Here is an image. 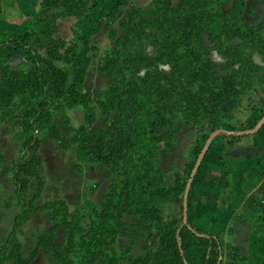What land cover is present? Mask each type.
I'll return each mask as SVG.
<instances>
[{"label": "trees", "instance_id": "trees-1", "mask_svg": "<svg viewBox=\"0 0 264 264\" xmlns=\"http://www.w3.org/2000/svg\"><path fill=\"white\" fill-rule=\"evenodd\" d=\"M4 1L0 0L2 4ZM236 2L243 3L244 0ZM125 3L126 0H118L119 5ZM180 3V8L173 5V0H154L146 9L131 6L127 19L120 23L122 33L120 34L115 26L111 27L112 43L105 47L100 70L116 77L119 82L110 86L104 93L101 92L103 96L99 101L106 118L99 130H92L89 122L79 126L72 125L67 107L72 104L87 110L91 95L83 86L81 69L83 67L78 69L74 63L85 51L86 45H89L86 50L98 49L91 38L100 33L102 19L115 16V10L101 6L98 0H33V6H39V10L26 19L23 28L0 35V48L10 45L22 51L26 65L24 68L14 67L9 64L6 57L0 55V122L14 121L13 123L23 127L17 136L20 157L12 168L18 187L15 199L21 205L22 211L16 217L14 230L6 244L0 247V264L7 261H12V264H31L36 259V252L31 258L22 257L16 233L38 209L35 201L39 198L44 185L42 178L44 157L41 152L43 137L40 134V124L45 121L46 116L54 113L56 117L60 115L63 117L62 125H55L53 120L47 124L45 130L52 139L59 141L61 148L75 150L76 170L82 171L91 164H96L102 168L109 167L110 172L117 173L126 168L129 153L132 151L136 153L134 148L137 145L140 150L137 154L144 153L140 155V159L153 160L162 145L171 141L173 132L171 133L170 127L174 119L180 117L176 114V109L183 101L186 102V108L193 111L188 119L190 121V118L200 117L201 112L220 113L225 102L237 97L244 65L240 64L239 67L232 69L229 76L223 78V87L219 89L215 87L214 61L206 53L211 46L208 45L205 34L206 32L210 34L211 31L204 24L205 20L214 19L221 24L222 32L217 36V40L223 43L222 46L226 49L224 54H231L232 63L237 62L233 58L238 56L251 67H257L253 60L255 51H263L264 54V23L244 29L241 24L244 7L239 5V9L235 6L223 10L221 0H180ZM3 11L2 6L0 21L4 20ZM61 17L75 19L74 39L70 42L64 38H55L59 30L57 20ZM85 21H89L90 26L89 30L83 33L82 24ZM137 36L140 38L147 36L150 41L152 40L153 49H144L141 59H134L137 58L138 52L132 54L133 59H129L131 54L125 53V50L120 52L118 45H125L130 38ZM37 37L46 40L44 50L35 46L33 41ZM235 38L241 42L234 43ZM191 42L200 44V50L195 52L197 60L193 59L192 56L195 54L192 50L190 53L193 55L186 61L187 47ZM183 59L188 69L183 70L180 67ZM194 65L195 68H192ZM125 68L131 70L129 79L125 76ZM143 71L145 73H142ZM187 74L189 79H185ZM177 78L180 90L175 91ZM197 81L201 84L200 89L195 87ZM39 94H42V100L35 101L33 98ZM194 95L196 101L192 105L190 101ZM22 96H29V99L19 104V110L21 108L19 113L13 114L12 106L16 99ZM55 106L58 109L53 112ZM263 115L264 106L256 124ZM185 120L187 122V116ZM60 127H63V130ZM218 128L220 126L214 125L205 132L202 146ZM262 129L264 126L259 131ZM244 137L227 134L218 136L206 157L216 144L223 143L228 147ZM144 148H147L146 153L143 152ZM95 150L97 154L94 153ZM205 160L206 158L203 163ZM2 162L3 157L0 155V164ZM195 162L196 159L193 166ZM220 163L223 165V171L216 181L222 185L228 182L229 173L223 160ZM193 166L184 178L177 176V181L171 187H164L158 191L156 199L169 201L175 197L183 198ZM108 172L109 170L105 173L107 177ZM195 184L196 181L189 194V210L193 208L194 201L199 199ZM111 185L114 183H110L109 186L112 192L110 193L114 194ZM31 190L32 197L27 199L26 193ZM111 194L106 196L107 198L110 196V202ZM154 199L136 201L128 209L123 207L122 211L117 209L113 211L112 216L117 217L123 212L136 215V226L141 225V228L149 231L158 225L152 234L154 241L148 247L147 255L139 257L133 264H222L220 235L203 233L190 217L188 224H184L183 220L178 221L164 216L159 203ZM108 203L105 202L103 206L98 204L99 216L107 214ZM46 205L54 208L59 220L55 231L62 229L66 233L65 236L68 235L69 246L59 245L53 237L55 232L41 236L40 240L43 243L41 246L45 245L48 253L66 263L71 250H74L72 229L82 219V215L69 213L62 200ZM249 216L254 219L258 216L259 223L264 225V207ZM92 236L89 240L95 239V246H98L90 253L89 263L98 260L105 254L103 249L112 244L110 241L112 235L109 231L98 236L97 240L95 234L94 238ZM213 249L217 252L216 257L211 256ZM231 255L235 258L234 253ZM241 257L248 264H256L258 260L252 250L248 255H240L239 258ZM108 259L110 264H124L119 262L116 252Z\"/></svg>", "mask_w": 264, "mask_h": 264}, {"label": "crops", "instance_id": "crops-1", "mask_svg": "<svg viewBox=\"0 0 264 264\" xmlns=\"http://www.w3.org/2000/svg\"><path fill=\"white\" fill-rule=\"evenodd\" d=\"M153 1L126 0L124 5H119L118 0H98V3L103 7L115 10V18L118 20L123 11L128 16L131 6L146 9ZM221 2L223 10H229L235 6L238 9L244 7L241 18L244 29L257 27L264 23V0H244L243 3L236 2V0H221ZM31 3L32 0H6L3 2L4 20L0 21V35L8 31H19L23 28L26 19L39 10V6L33 9ZM70 19V17H61L57 20L59 30L55 34L56 39L64 38L69 42L74 39L73 25L75 21L71 27L68 24ZM87 22L89 21H85L84 24ZM111 27L108 28L109 36ZM101 31L97 36L103 34ZM70 32L72 37H68ZM43 41H46L43 37H37L33 42L38 46L37 43ZM233 42L239 44L241 40L235 38ZM85 48L88 49L89 47L86 46ZM39 49L44 50L45 46ZM18 54L24 56L22 51L16 50L13 46L0 48V55L6 57L11 65L12 59ZM253 60L257 65L256 68L262 72L260 74L263 75V83L260 85V80H256L259 87L257 90L255 89L250 98L247 97L243 101L253 104L255 108L260 105L261 99H264V55L263 58L255 55ZM240 64L238 62L234 67H239ZM240 75L244 76V71ZM261 104L264 106V103ZM237 106V101L231 100L226 104V111L230 113ZM252 110H250L252 112L248 118H238V126L244 127V129L232 128L230 130H245L252 126L261 111ZM8 134L10 133H0V155L3 157V162L0 164V247L6 244L9 235L14 230L16 217L22 211L21 205L15 199L18 187L12 169L20 157L17 145H15L18 142V135L10 137ZM186 140H188L187 137L185 138L181 134L177 143L178 149L175 151L177 157L174 156L172 160L169 159V154L174 155L171 150L165 154L167 157L163 168L171 171L169 173L171 175L169 176L170 182L175 181L176 176L184 178L188 173L186 158L192 149ZM195 140L193 141L195 142ZM57 142L50 136L43 138L41 152L44 157L45 173L42 176L44 181L42 191L35 201V206L38 209L33 212L30 219L18 228L16 239L20 245L19 250L22 257L31 258L36 252V259L31 264H88V261L81 263L79 259L75 260V249L71 250L69 260L65 263L57 256L48 253L45 245L41 246L43 245L40 240L41 236L54 234V232L53 237L59 245L69 246L68 235L65 236L66 233L62 229L55 231L59 220L55 215L54 208L46 204L62 200L71 214L79 213L85 202H94L103 206L102 200L106 199L110 179L105 174L106 170L102 171V178L99 176L100 172L92 176L93 169L89 170V174L83 172L87 170L86 168L78 172L74 168L76 164L75 150L61 148ZM221 160L225 163L229 173L228 182L224 188H219V183L216 181L223 171ZM195 181L199 199L194 201L193 208L189 210V217L192 222L203 233L220 235L222 239V264L247 263L242 257L239 258L240 256L238 260L233 257L232 259L229 258L227 252L229 250L236 254L238 251L242 252L246 247V250L250 252L252 243L250 236L254 230V225L253 219H249V214L264 207V129L246 135L232 146L226 147L223 143L216 144L198 171ZM28 193H26L27 199L29 198ZM156 202L159 203L164 216L178 221L183 220V198L175 197L169 201ZM239 216L241 218H238ZM113 217L115 221H111V226L108 227L112 235L110 239L112 244L103 249L105 254H102L94 263L89 264H110L108 258L113 252L117 253L120 263L133 264L139 257L146 256L148 247L153 244L154 237L152 234L156 231L157 224L149 231L141 228V225L136 226L137 216L134 214L124 212L121 213L120 217ZM255 219L258 223L259 217L257 216ZM93 250L95 248L90 249V253ZM211 256H217L215 249L211 250ZM12 263V261H7L3 264Z\"/></svg>", "mask_w": 264, "mask_h": 264}, {"label": "rangeland", "instance_id": "rangeland-1", "mask_svg": "<svg viewBox=\"0 0 264 264\" xmlns=\"http://www.w3.org/2000/svg\"><path fill=\"white\" fill-rule=\"evenodd\" d=\"M6 1V0H5ZM4 1V2H5ZM33 2V0H32ZM180 0H173V5L175 7L180 8L181 3H179ZM33 9H36L35 6L31 3ZM0 7H2V2H0ZM119 12V11H118ZM118 14V13H117ZM128 16H126V12L123 11V14L118 18V20L115 18V16L109 17L108 19L103 20V29L100 36H93L91 40H93V43L95 45H99L96 50L89 49L82 52L81 56L76 60L74 65L80 69H82V76H83V86L85 88V91L89 92L91 95V100L87 106V110H85L82 106H74V105H69L67 108L68 110V115L71 120V124L75 126H79L82 123L89 122L90 127L92 130H99L103 127V124L105 122V112L100 106V99L101 94L107 91V89L112 86L113 84H116L119 82V79L116 77L110 75L109 73L102 72L100 70L101 66V56L105 51V47L109 44L112 43V40L110 36L108 35V30L110 29L109 26L114 25L118 30V32L121 34L122 33V28L120 26L121 20L124 21L127 19ZM75 19L71 18L68 22L69 26L73 25ZM90 23H83L82 24V31L83 33H86L89 30V26H87ZM207 25V28L211 31L206 32L205 34V39L208 43L209 46H211L210 49L206 51L207 55L214 61V73L216 74L215 79H213V83L216 88L223 87L224 81L223 78H226L229 76L230 72L232 69H234L235 65L239 62L244 65L243 71H244V76H242L240 85L238 86V95L235 99L238 103V106L233 108V110L229 113L226 111V104L230 101L225 102L222 107L220 113H205L201 112V116H195L194 118H190V121L188 120L189 117L193 114V111L190 109H187L185 106L184 101L182 104H180L177 109H176V114L180 115V117H176L174 119V122L172 123V126L170 127L171 131V141L167 142L166 144L162 145L160 148L159 152L156 153L154 156L155 158L152 160L150 158L148 159H140V155L142 154L140 152V155L137 154L138 148L137 145L134 150L136 153H129L130 158L127 161L126 168L122 169L121 171L117 173L110 172L109 167L107 168H102L100 165L96 164H91L89 167H87L85 171H83L86 174L90 173V169H93L92 171V176L95 175L96 173H99V176L102 178L101 173L103 170H106L108 172V179H110L109 183H114V185H111V189L113 190L114 194H111L110 187L109 191L107 190V195L111 194L112 197V202H110L109 197L104 200H102V205L105 204V202L108 203V209L106 215H100L103 217H100L98 214L99 206L97 203H84L83 207L80 210V214L82 215V219L76 224V226L72 229L73 230V237H72V243H74V258L75 260H78L82 263L88 261L91 256H90V249L92 248H97L98 245L95 246V239L94 240H89L91 236L94 234L96 235V240L98 239V236H102L105 231H109L108 227L111 226V221H115L113 215V211L116 209L119 211H122V208L128 209L131 207L136 201L140 200H149L151 198H155L154 201H160L159 199H156V193L160 190H162L164 187H171L176 181H177V176L176 180L173 182L169 181V176H171L169 173H171L170 170H164L163 165L164 162L166 161L165 154L169 153V150L171 152H174V155L169 154V159L172 160V158L177 155H175L177 152V143L179 142L180 135L182 134L183 137H187L188 140V145H191L192 149L186 158L188 161L187 168L188 171L191 169L193 166V162L200 155V152L202 151L204 145L202 146L203 143V135L205 132H208L212 126H220V128H224L228 130L230 129H244V127L238 126V118H248L250 113L253 111L252 109L255 110H261L263 109V99H261V103L259 106H256L254 108L253 104H248L247 102H244L243 100H246L247 97L250 98L252 96L253 92H255V89L257 90V87H259V84H256V80H260L259 82L260 85L263 83V75L260 73V69L256 67H251L250 64H245L241 59L238 58V56L233 57L237 62L232 63V58L231 54L226 55L224 54L225 52V47L222 46L223 43L219 42L217 40V36L222 32L221 30V24L218 23V21L214 19H208L205 20V23ZM215 24V25H214ZM219 24V26H217ZM66 27V26H65ZM109 28V29H108ZM263 31V30H262ZM70 35L68 37L71 36ZM72 37V36H71ZM45 40V39H44ZM35 44V43H34ZM39 48H44L46 45V41L44 42H38L37 43ZM152 40L150 41L147 36L145 37H139L137 36L136 38H130L125 45H118V50L122 52V50H125V53L131 54L129 59H133L132 54L137 53V58H134L135 60L141 59L143 55L144 49L152 50ZM89 46V45H86ZM108 53H110V49H108ZM188 53H186V61L190 59V56L195 54L196 51L200 50V44L197 42H191V45L187 47ZM193 50V52H192ZM192 52V53H190ZM19 55V56H18ZM12 59V66L14 67H26L25 65V60L24 56L18 54ZM255 55H259L260 57L263 58V51L256 50ZM254 55V56H255ZM193 59L197 60V54L195 56H192ZM185 60L180 63V67L185 70L188 69V66H186ZM133 65V63H132ZM196 65H194L192 68H195ZM29 67V65H27ZM168 68V66H166ZM125 76L127 79H129L131 75V70L130 68H125ZM190 71V70H189ZM142 73H145L143 71ZM178 73V72H177ZM110 76H109V75ZM189 79V74L185 76V79ZM187 79V80H188ZM179 78L175 79V83L177 84L175 86V91L180 90L179 87ZM205 85V84H204ZM195 87L197 89H200L201 84L199 81L195 82ZM260 90V89H259ZM102 92V93H101ZM189 93V91H188ZM195 95L192 97L191 101L192 105L195 103ZM207 97V96H206ZM205 97V98H206ZM42 94H39L35 98H33L35 101L42 100ZM29 96H22L18 97L16 99V102L14 106H12L13 114L14 113H19L21 111V108L19 110V104L21 105L22 103L28 101ZM187 105V104H186ZM58 109L57 106L54 107L53 112H55ZM238 110V112H236ZM252 110V111H250ZM257 110V111H258ZM249 111V112H248ZM260 111V113H261ZM192 112V113H191ZM259 113V116H260ZM175 114V116H176ZM242 114V115H240ZM1 115V112H0ZM115 116V114L113 113ZM187 116V122L185 120V117ZM55 120V125H62L63 122V117L60 115L59 117H56L54 113L51 115L49 114L46 116L45 121L40 124V134L44 138L45 136H49L46 132L47 124L49 122H52ZM14 122V121H13ZM7 123V122H0V133H10V137L13 135H19L20 131L22 130L21 125H16L15 123ZM256 123H254L252 126L247 127V129H250L254 127ZM235 126V127H232ZM63 130V127H60ZM168 129H166L167 131ZM187 131V133H186ZM184 133V135H183ZM196 135V136H195ZM194 137H196L194 139ZM195 140V142L193 141ZM57 141V140H56ZM193 141V142H192ZM59 143V141L57 142ZM206 143V142H205ZM18 142L15 144L17 145ZM60 146V143H59ZM190 147V146H189ZM149 148V147H148ZM15 149V148H14ZM145 152L147 148H144ZM133 150V148H132ZM18 151V150H17ZM16 152V150H15ZM19 153V152H18ZM95 154H97V151H94ZM146 153V152H145ZM148 153V152H147ZM17 154V152H16ZM146 155V154H145ZM149 157V155H148ZM196 163V162H195ZM194 167V166H193ZM108 169V170H107ZM78 171V170H77ZM173 171V170H172ZM79 172V171H78ZM45 171L43 172V174ZM116 178V180H115ZM104 180V179H103ZM224 182V181H223ZM227 182L225 184H220L219 188H224L226 186ZM111 192V193H110ZM32 190L29 191V199L32 197ZM104 202V203H103ZM124 213V212H123ZM250 217V216H249ZM238 218H241L240 216ZM249 219H253L252 223L254 225V230L251 233V250L252 253L256 254V257L258 258L256 264H263L264 263V225L257 223V220L250 217ZM255 220V221H254ZM256 222V223H255ZM110 232V231H109ZM92 236V238H94ZM248 242V241H247ZM94 247H93V246ZM90 246H92L90 248ZM247 248V247H246ZM246 248L241 252L238 251V253L235 254V259L238 260V257L240 255H248V251ZM227 256L232 259V252L228 250ZM247 264V263H245Z\"/></svg>", "mask_w": 264, "mask_h": 264}, {"label": "water", "instance_id": "water-1", "mask_svg": "<svg viewBox=\"0 0 264 264\" xmlns=\"http://www.w3.org/2000/svg\"><path fill=\"white\" fill-rule=\"evenodd\" d=\"M263 126H264V115L258 121L256 126L251 128V129L228 130V129H224V128H218L210 134V137L208 138V140L206 141L202 151L200 152V155L198 156L197 161H196V163H195V165L191 171L190 177L187 181V185H186V189H185V193H184V197H183V223L184 224H188V220H189V194H190V190H191L192 185L196 179L197 173H198L204 159L206 158V155H207L209 149L211 148L214 140L222 134L234 135V136L251 135V134L258 132ZM222 259H223V256L221 255L220 261Z\"/></svg>", "mask_w": 264, "mask_h": 264}]
</instances>
